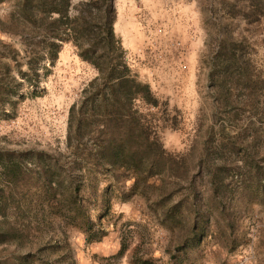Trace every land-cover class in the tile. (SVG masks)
Segmentation results:
<instances>
[{
  "label": "rangeland",
  "instance_id": "rangeland-1",
  "mask_svg": "<svg viewBox=\"0 0 264 264\" xmlns=\"http://www.w3.org/2000/svg\"><path fill=\"white\" fill-rule=\"evenodd\" d=\"M113 4L150 91L140 174L97 154L101 81L56 36L60 0H0V264H264V0Z\"/></svg>",
  "mask_w": 264,
  "mask_h": 264
},
{
  "label": "trees",
  "instance_id": "trees-1",
  "mask_svg": "<svg viewBox=\"0 0 264 264\" xmlns=\"http://www.w3.org/2000/svg\"><path fill=\"white\" fill-rule=\"evenodd\" d=\"M68 5V0H60L59 6L45 7L43 10L57 13L54 23L59 31L56 36L69 40L67 42L76 48L80 59L91 64L98 72L97 78L88 85L89 88L101 81L95 89L97 93H102L100 107L103 113L92 119L98 128L95 138L97 154L114 168H125L140 174L146 169V161L151 157L156 143L146 135L143 124L132 110V102L138 97L151 102L150 91L148 85L131 75L124 62L120 41L113 31V0L81 1L72 17L67 16ZM229 42L235 48L242 43ZM234 53L235 50L231 65L243 66L246 61ZM86 93L87 89L84 90ZM85 102V99L80 100V104ZM73 110L72 106L70 112ZM76 123V127L81 128L82 125L90 126L92 122L88 119L83 123L79 118Z\"/></svg>",
  "mask_w": 264,
  "mask_h": 264
}]
</instances>
